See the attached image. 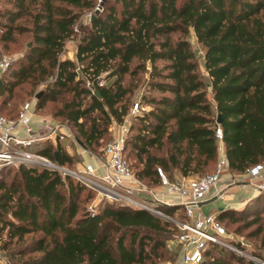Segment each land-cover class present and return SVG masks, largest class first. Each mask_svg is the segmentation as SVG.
Returning <instances> with one entry per match:
<instances>
[{"label": "trees", "instance_id": "16d2710c", "mask_svg": "<svg viewBox=\"0 0 264 264\" xmlns=\"http://www.w3.org/2000/svg\"><path fill=\"white\" fill-rule=\"evenodd\" d=\"M0 4L2 47L22 33L31 42L0 73V113L19 84L34 88L50 79L35 111L59 102L54 117L93 151L143 86L139 102L147 110L130 117L124 155L147 186L159 183L156 167L172 181L176 173L216 166L217 126L230 173L264 161V0H102L87 24L79 18L95 0ZM191 33L202 47L204 73ZM74 36L75 59L61 58ZM36 150L61 166L75 161L59 142ZM92 196L47 166L1 167L0 264H151L164 257L160 248L179 232L172 219L179 210L184 215L182 206L155 203L165 216L122 203L88 210ZM215 216L253 239L251 257L210 244L199 264H264V191Z\"/></svg>", "mask_w": 264, "mask_h": 264}, {"label": "built area", "instance_id": "2783aa9c", "mask_svg": "<svg viewBox=\"0 0 264 264\" xmlns=\"http://www.w3.org/2000/svg\"><path fill=\"white\" fill-rule=\"evenodd\" d=\"M99 7L98 3L95 8L98 10ZM9 63L6 58L0 59V73ZM145 110L146 105L139 101L133 102L129 113L120 123L109 125L111 139L102 148L101 155H93L97 160L96 164L82 160L69 169L39 154L36 149L44 143L56 145L64 140H71L75 146L80 147L75 135L65 123L36 113L35 98L27 99L21 103L14 117L0 113V168L21 164L47 166L62 175H71L93 190L99 200L147 209L161 216L165 215L155 209V203L182 206L186 219H172L180 230L172 241L177 249L176 259L172 264H199L210 244L224 245L244 255L241 242L227 241L224 226L214 213H203L200 205L211 192L222 197L225 188L233 185L250 182L254 193L264 191V161L251 165L242 173H230L221 149V130L217 126L215 136L219 140L220 148L215 170L198 177L183 176L171 181L160 167H156L159 183L164 188L162 192H156L134 174L124 155V141L129 131L130 117Z\"/></svg>", "mask_w": 264, "mask_h": 264}, {"label": "rangeland", "instance_id": "374dc122", "mask_svg": "<svg viewBox=\"0 0 264 264\" xmlns=\"http://www.w3.org/2000/svg\"><path fill=\"white\" fill-rule=\"evenodd\" d=\"M96 5L100 2L99 0H95ZM1 6V4H0ZM93 8L92 10H86L82 13V15L79 18V22L80 23H84L87 24L90 21V18L92 17V15L94 14V10H97L96 8ZM2 31V29L0 28V32ZM190 45L192 47V49L195 51V55L197 58V62H198V66L199 69L201 71V73H204L203 70V59H202V47L196 42L193 34L191 33L190 35ZM76 41H77V36H74L73 38L67 39L64 43L63 46V50L61 52L60 57L61 58H69L74 60V54H75V48H76ZM30 38L29 35L27 33H22V34H18L15 35V40L12 43H7V47L4 48L2 47V44L0 43V59L2 58H6L9 60L10 63H15L18 60H20L23 56L24 51L26 50V48L30 45ZM143 76H146V74H144ZM50 82V79H48L47 81H42L40 83H38L34 88H31L27 85V83H22L19 84L17 87H15L16 91V95L13 96L10 100H8V102L6 103V105L4 107H2V114L6 115L9 114V111H11L12 114H14L16 112V110H18L19 106L21 105L22 102H24L27 99H32L35 98V101L37 99L36 95L40 94V91L44 88V86ZM27 91V92H26ZM143 91V86L139 87V89L135 90L133 95L131 96V105L133 104V102L135 101H139L140 99V95ZM3 98V96H0V101ZM59 102H46L44 104V106L42 108H40L38 110L39 115L47 118V119H52V120H56L59 121L57 118L54 117L53 113L56 109V107L58 106ZM57 105V106H56ZM7 116V115H6ZM131 119V118H130ZM61 122V121H59ZM114 123V122H112ZM71 132L74 134V132L72 131V129H70ZM109 135L108 137H106L103 141L100 142V145L98 147H96L93 151L87 150L88 153H91V155H96L99 156L102 153V148L106 145V143L111 139V133L108 130ZM75 135V134H74ZM61 145L63 147V149L68 152L69 154H71V156L73 157V159L75 160L73 162V164L67 165V167L69 169L74 168L75 166H77V163L82 162L83 159L80 158L79 154L76 152V146L74 145V143L71 140H64L61 142ZM219 144H218V152H219ZM215 164L214 166L205 171L204 173L201 174H194L191 175L190 177H198L201 176L203 174L212 172L215 170ZM241 184V183H240ZM93 191V190H92ZM229 193L230 190L225 188L224 193ZM104 204H117L115 202L113 203H109L106 202L104 200H99L98 198H96V195L93 191V196L92 198L84 203L86 209L88 210H92V209H96V207L102 206ZM186 217L183 215L182 211H178L176 212L175 215V220H185ZM224 223V228L225 231L227 233V241L230 240L231 242H236L239 241L241 242V249L244 253L245 256H249V250L253 248V239H249V238H245L243 236V234H239L233 231L234 225L233 223L229 222L228 220H223L222 221ZM173 224L176 225V223L173 221ZM180 233L177 231H173V234L171 236L168 237L166 243H165V247L160 248V251L163 253L164 257H159L156 258L154 260V263L151 264H172L174 262V260L176 259V257H172L175 252L177 253V249L174 247V243L172 242L173 239H175V237Z\"/></svg>", "mask_w": 264, "mask_h": 264}, {"label": "crops", "instance_id": "0c3cea01", "mask_svg": "<svg viewBox=\"0 0 264 264\" xmlns=\"http://www.w3.org/2000/svg\"><path fill=\"white\" fill-rule=\"evenodd\" d=\"M81 147V146H80ZM76 146V152L79 154L80 158L83 159V161L92 162L93 164H96L97 160L91 153H88V151L84 150L82 147ZM221 149L223 150V144L221 145ZM183 176L179 174L174 175V179H179ZM190 177V176H189ZM156 192H162L164 188L160 185V183L149 186ZM230 190V192L227 194L226 192L223 194L222 197L215 196L213 192H211L208 196V198L200 205V210L203 213H218L225 209H240L242 208L245 201H247L249 198L254 196L256 193H254L250 182L241 184V185H233L230 188H227Z\"/></svg>", "mask_w": 264, "mask_h": 264}, {"label": "water", "instance_id": "95a60500", "mask_svg": "<svg viewBox=\"0 0 264 264\" xmlns=\"http://www.w3.org/2000/svg\"><path fill=\"white\" fill-rule=\"evenodd\" d=\"M92 18V17H91ZM147 66H150V62L149 61H147ZM38 95L39 94H37L36 95V97H38ZM220 121H221V118H220V116L219 115H217V118H216V122L217 123H220ZM76 142L82 147V148H84V149H86L85 148V146L76 138Z\"/></svg>", "mask_w": 264, "mask_h": 264}]
</instances>
